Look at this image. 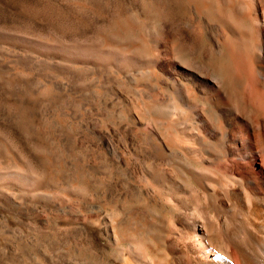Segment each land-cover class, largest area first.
I'll return each instance as SVG.
<instances>
[{
    "label": "bare ground",
    "instance_id": "obj_1",
    "mask_svg": "<svg viewBox=\"0 0 264 264\" xmlns=\"http://www.w3.org/2000/svg\"><path fill=\"white\" fill-rule=\"evenodd\" d=\"M187 1L201 18L207 6L205 0ZM210 1L219 7L214 19H199L196 28L187 29L184 41L179 27L148 26L142 9L145 6L131 9L135 17L132 28L139 33L141 45L135 46L140 51L130 54L131 60L125 57L123 65L132 68L133 86L138 88L145 80L156 92L152 96L139 94L136 106L122 98V132L107 130L115 142L108 143L103 152L111 153L116 169L137 162L136 178L121 183L117 173L113 178L112 173L100 167L99 188L90 186V181L77 173L65 172L54 152L51 157L41 158V172L25 160L11 158L15 171L0 173V180L38 189H61L68 184L70 200L77 203L78 209L64 219L68 227L64 228L70 234L93 227L100 230L110 247L112 262L88 259L80 252L73 255L75 252L69 249L66 258L59 252L64 243L56 233L50 238L53 242L46 245H38L42 235L38 237L30 231L24 238L14 233L8 238L0 233L12 254V263L18 260L19 253L24 263L29 258L34 264H264V0ZM159 2L156 6H160ZM230 3L240 10L237 26L223 7ZM84 5L90 8L91 1L84 0ZM244 21L251 26L247 31L241 29ZM210 22L237 35L236 53L227 52L228 43L210 35ZM143 44L153 50L148 59L143 56ZM196 45L207 49L197 59L191 56L196 54ZM99 48L91 44L79 51L63 50L83 54L85 66L93 68L115 59ZM67 90L51 86L40 94L57 95ZM99 93L89 89L85 95L89 114L84 116L83 124L91 132L95 131L94 122L90 123L91 109L96 110L95 99L97 120L101 122L102 118ZM164 94L169 95L168 101L161 97ZM189 112L194 114L192 121ZM127 119L132 126L141 128L131 130ZM188 121L192 124H186ZM102 125L101 122L100 133L104 132ZM98 141L103 145L102 138ZM111 180H116L121 200L110 198ZM89 189L94 194L98 189L96 201L75 191ZM51 204L63 207L47 201L43 206Z\"/></svg>",
    "mask_w": 264,
    "mask_h": 264
},
{
    "label": "rangeland",
    "instance_id": "obj_2",
    "mask_svg": "<svg viewBox=\"0 0 264 264\" xmlns=\"http://www.w3.org/2000/svg\"><path fill=\"white\" fill-rule=\"evenodd\" d=\"M90 1L91 7L86 8L84 0H0L1 174L15 171L11 158L15 161L25 160L41 172V158L51 157L54 152L63 163L65 172L69 170L77 173L80 178L90 181V186L95 185L94 187L99 188L100 167L101 171L106 169L112 173V176L117 173L121 183L136 178L139 171L137 162H129L116 169L111 153L103 152L108 143L115 142V138L112 139L107 130L116 134L122 132V128L119 127L121 111L124 112L122 98L126 97L136 106L139 94L152 96L156 92L150 89L145 80L138 88L133 86L130 82L133 76L132 68L123 65L125 57L128 56L126 59H130L132 53L140 51L135 46L141 45L137 37L139 33L132 28L135 25V17L131 14V9L135 5L141 8L145 6L142 9L145 10V15L147 14L145 21L148 26L155 27L154 25L157 24L166 29L168 27L170 29L171 26L179 27V36L183 41L187 37V29L196 28L199 19L211 20L219 11L216 10L219 9L218 3L214 1L211 3L210 0H203L208 7L206 6L202 11L201 18L198 17L200 14L194 12L196 10L194 6L191 5L194 9L189 6L187 0H159L160 2L153 0L155 3L152 0ZM158 2L160 6H156L159 5ZM219 6L225 8L231 23L237 26L235 20L240 12L237 10L238 7L231 3ZM244 22H241V29L247 31L249 25L248 22ZM131 24L132 26H129ZM233 24L231 29L235 28ZM209 25L210 35L219 38L220 42L228 43L225 44L229 49H226L227 52L236 53L237 35L226 32L227 30L217 22H210ZM252 34L256 35L254 31ZM196 35L202 39L198 30ZM91 44L95 49L101 46L99 49L111 53L110 55L115 59L103 66L87 68L83 62L85 61L83 54L64 52L65 49L71 51L73 48L79 51L80 48H87ZM143 46V56L148 59L152 56L153 50L147 45ZM198 47L195 46V53H200L197 56L191 55L196 59L207 51L204 46V50ZM198 49L201 50L197 51ZM121 52H125V55ZM148 70L154 74L151 69ZM127 75L129 76L126 77ZM51 86L65 87L68 90L57 95L52 92L43 96L40 94L41 90ZM89 89L100 91L99 98L102 103L100 111L103 118H100V121L104 125L102 133L98 131L101 122L97 120V99L93 102V108L96 110L91 109L90 120L91 124L94 122L95 131H88L83 124L84 116L89 114L86 112L85 97ZM161 97L169 100V95L164 94ZM137 110L141 112L142 108L138 106ZM191 113L189 112L190 120L194 115ZM178 115L171 117L175 118ZM191 121L186 124L191 125ZM125 122L133 131L141 128L132 126L129 119ZM99 138H102L103 145L98 141ZM2 181L0 180V233L4 236L11 238L14 233L24 238L30 231L38 237L42 235L43 240L40 239L38 245H46L53 242L50 238L56 233V237L61 239L59 241L64 243L59 252L66 258L67 252L70 251L75 252L72 253L73 255L81 253L80 255L88 259L112 262L109 257L110 247L100 230L93 227L70 234V231L64 228L67 227L65 220H68L69 214L78 209L77 203L70 200L71 189L68 184L61 189L50 186L38 189L9 179ZM115 181L111 180L110 198L121 200L118 186L114 185ZM75 191L83 194L88 200L90 199L89 201H96V197L99 196L98 189L95 194L90 189ZM52 197L63 207H55L52 204L44 207V201L56 203L51 199ZM124 205L128 204L125 202ZM128 206L133 207V205ZM10 255L12 254L5 245V240L0 237V264H34L29 258L28 262L26 258L24 263L19 253L18 260L12 263Z\"/></svg>",
    "mask_w": 264,
    "mask_h": 264
}]
</instances>
